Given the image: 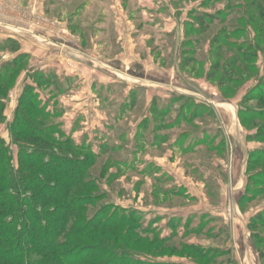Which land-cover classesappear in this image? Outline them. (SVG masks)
I'll return each instance as SVG.
<instances>
[{
  "label": "rangeland",
  "instance_id": "obj_1",
  "mask_svg": "<svg viewBox=\"0 0 264 264\" xmlns=\"http://www.w3.org/2000/svg\"><path fill=\"white\" fill-rule=\"evenodd\" d=\"M14 1L24 8L15 12L19 22L40 15L29 29L46 39L39 50L0 30V140L14 171L32 174L24 160L62 164L74 184L62 193L95 197L72 216L92 219L106 209L105 220L121 221L134 214L167 239L156 243L130 220L99 230L94 243L102 240L129 263L212 264L190 246L214 257L230 251L218 264H264V245L254 238L264 239V226L248 227L264 212V160L247 173L249 154L264 156V136H257L264 97L242 104L264 82V0H38L36 7L35 0ZM230 75L233 83L221 88ZM29 129L57 140L46 158L34 157L21 137ZM7 174L9 167L1 180ZM251 176L260 179L247 189ZM5 179L0 190L15 195L14 177ZM49 182L35 192L55 188ZM29 208L40 206L30 199ZM38 258L44 260L30 256ZM106 260L113 264V255Z\"/></svg>",
  "mask_w": 264,
  "mask_h": 264
},
{
  "label": "trees",
  "instance_id": "obj_2",
  "mask_svg": "<svg viewBox=\"0 0 264 264\" xmlns=\"http://www.w3.org/2000/svg\"><path fill=\"white\" fill-rule=\"evenodd\" d=\"M217 41L222 43L220 38H217ZM224 43H228V41H225ZM19 62L20 60L15 61V63H12V66H16ZM12 66L6 67V70L11 69ZM215 68H217L216 65L214 69ZM215 75L216 69L209 74L208 79L213 80ZM233 79L234 77L230 75L226 82H220L221 88H226L231 85L233 83ZM250 92L251 95L247 94L242 100V104L264 97V82H261L257 87L251 89ZM26 101L27 97L25 96L21 100V104L26 103ZM29 104L31 108L36 109L33 102H30ZM244 115L245 114L240 113L239 117L245 118ZM21 130H24V128L21 127ZM25 133L26 134L21 137L26 139L27 143L31 144V146L35 148L33 151L35 154L34 157L43 156L46 158L48 156L47 150L49 147H54L58 144L57 140H54L41 132L38 133L29 129L26 130ZM55 133L64 136L62 131L58 130L55 131ZM19 135L15 137V143H20ZM257 136H264L263 127L258 130ZM23 149L26 148L23 147ZM76 149L83 150V148H79L77 146ZM9 151V148H6L3 141L0 140V183L8 182L5 178L11 176L12 178L14 177L12 182L19 186V191L16 190L17 193L14 192L15 195L9 192V188L4 187L0 190V264H110L109 260L106 259L111 255H113V264H143L142 262H127L126 260L129 259L128 257L120 256V253L116 252L114 248L105 246L102 240H100L99 244L94 243L97 242L98 236L96 234L99 230H102L104 234L108 229L119 226L122 222L127 220H130L132 223H139L143 232H150V234L155 237L154 240L156 243L166 242L167 239H163L156 232V230L153 229V227L149 226L148 228H143L142 224L144 222L134 214L124 216L121 221L118 217L105 220L108 212L106 209L98 211L92 219L83 218L82 215L72 216V210L74 211V209L83 207V204H92L95 201L93 200L95 197H93V199L87 197L71 199L69 195L62 193V189L67 190L68 187L74 185L69 178L70 169H64L62 164L53 165L52 162L51 164H48L41 161L30 160V162H26L24 160L25 162H20L21 166L27 164L30 170H40V172H35V174L34 171H29L28 168L26 171L29 172V174L32 172V174L25 176L23 174V170L19 173L14 171L8 157V154H11ZM254 158L255 160H253ZM51 159L55 160L56 156L53 155ZM260 160H264V156L260 152H251L247 161V173L252 170L253 164ZM7 167H9L10 176L7 174V176L1 180L3 178V171H5ZM41 175L47 176L49 180H47V178L42 180L40 178ZM82 176L83 175H80V177ZM252 178L253 176L249 179V184L246 187L247 189L251 187L252 180L258 183L260 179ZM65 180L70 181L71 183L62 184L61 182H64ZM78 180L74 183H79L81 179L78 177ZM44 182H49L50 185H55V188L50 186L48 193L37 194L34 189H40L44 186ZM59 186L61 188H59ZM57 187L58 189H56ZM32 189L33 192H31ZM20 192H23V194ZM28 192H31V195L33 194V196H30L32 198H25ZM30 199H33L35 203L40 206V208H36V211L29 208ZM245 203V198L242 197L240 204L244 205ZM43 207H48L49 210L42 212L43 209H47ZM86 211L87 210H83L82 213H85ZM7 217H12V220H5ZM257 225L264 226V212L259 213L257 216H253L248 227L253 228ZM51 226H53L54 230ZM90 232H93L94 235L89 238L88 234ZM134 237L137 238L135 235L132 236V238ZM66 238L72 239L71 241L75 244L72 245L71 242L61 241ZM130 238V235L126 236L125 241ZM254 238L258 241V244L264 245V239L260 235L256 234ZM116 239H119V236L116 237ZM84 240H89L91 243L81 244V241ZM185 248L195 252L201 259L212 260V264L219 263L217 258L218 256H228L230 253V251L218 250L216 251L218 256L216 257L215 255L214 257V252H212L213 254H207L199 247L187 246ZM33 255H41L44 260H41L42 258H38L36 261H32L30 260V256ZM261 256L264 261V253H262ZM228 264H232V262H228Z\"/></svg>",
  "mask_w": 264,
  "mask_h": 264
},
{
  "label": "crops",
  "instance_id": "obj_3",
  "mask_svg": "<svg viewBox=\"0 0 264 264\" xmlns=\"http://www.w3.org/2000/svg\"><path fill=\"white\" fill-rule=\"evenodd\" d=\"M18 3L15 2L14 0H0V5H1L0 6V24H1L0 30L5 29L4 26L6 24H8V23H10V24H18L20 27L16 26L17 28H12V29H14V31H18L19 30V31H22V32L21 33H15L14 32L15 35H19L21 37L26 38L27 40H31V42L39 50H43V49L45 50V47H46V39H45V37H43L39 32H36L34 30H32V31L29 30L28 27L26 26L28 24L22 23L21 21L19 22L18 19L15 18V14H16L15 12L16 11H22V9H24V8H21L22 5L18 4ZM41 5H42V3H41ZM43 5H44V3H43ZM39 7H40V3L38 5V11L40 9ZM45 52L42 53V56L37 58L38 62H43L46 59L45 58Z\"/></svg>",
  "mask_w": 264,
  "mask_h": 264
},
{
  "label": "built area",
  "instance_id": "obj_4",
  "mask_svg": "<svg viewBox=\"0 0 264 264\" xmlns=\"http://www.w3.org/2000/svg\"><path fill=\"white\" fill-rule=\"evenodd\" d=\"M36 4H38V0H35V2H34V6L36 5ZM1 6V5H0ZM36 7V6H35ZM25 16V15H24ZM26 18V17H25ZM36 20H34V21H31V20H29L28 21V23H29V25H26L27 27H28V29H29V27L30 28H33V26L36 24V23H40V20H42L41 19V17H40V15H38V14H36ZM27 23V24H28ZM0 27H1V24H0ZM4 27H7V26H4ZM7 31H10V30H12V32H15V33H21L22 31H14V29H12V28H5ZM29 30H31V29H29ZM32 31V30H31ZM32 33V32H31Z\"/></svg>",
  "mask_w": 264,
  "mask_h": 264
}]
</instances>
